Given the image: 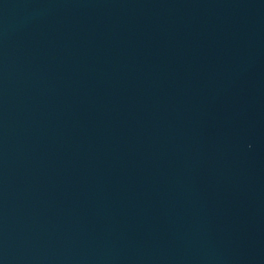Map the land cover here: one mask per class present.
Returning <instances> with one entry per match:
<instances>
[{
	"label": "water",
	"instance_id": "water-1",
	"mask_svg": "<svg viewBox=\"0 0 264 264\" xmlns=\"http://www.w3.org/2000/svg\"><path fill=\"white\" fill-rule=\"evenodd\" d=\"M0 264H264V0H0Z\"/></svg>",
	"mask_w": 264,
	"mask_h": 264
}]
</instances>
